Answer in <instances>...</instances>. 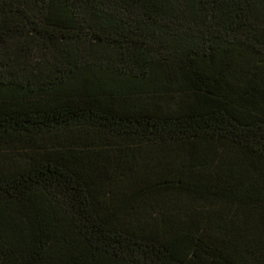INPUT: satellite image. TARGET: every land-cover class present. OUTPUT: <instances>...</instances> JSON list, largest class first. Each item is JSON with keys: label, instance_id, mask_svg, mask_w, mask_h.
I'll use <instances>...</instances> for the list:
<instances>
[{"label": "trees", "instance_id": "obj_1", "mask_svg": "<svg viewBox=\"0 0 264 264\" xmlns=\"http://www.w3.org/2000/svg\"><path fill=\"white\" fill-rule=\"evenodd\" d=\"M0 264H264V0H0Z\"/></svg>", "mask_w": 264, "mask_h": 264}]
</instances>
